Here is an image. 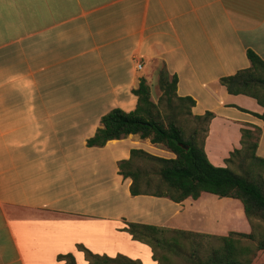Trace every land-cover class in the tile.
Listing matches in <instances>:
<instances>
[{
    "label": "crops",
    "instance_id": "0c3cea01",
    "mask_svg": "<svg viewBox=\"0 0 264 264\" xmlns=\"http://www.w3.org/2000/svg\"><path fill=\"white\" fill-rule=\"evenodd\" d=\"M249 48L264 59V0H0V264H64L66 253L87 264L78 244L159 264L126 222L207 232L223 215L210 201L229 198L132 195L119 173L134 148L174 153L139 134L87 140L113 108L135 109L142 77L159 84L165 70L177 95L195 100L193 115L214 113V165L241 148L243 128L264 157L263 107L220 82L250 66Z\"/></svg>",
    "mask_w": 264,
    "mask_h": 264
},
{
    "label": "trees",
    "instance_id": "16d2710c",
    "mask_svg": "<svg viewBox=\"0 0 264 264\" xmlns=\"http://www.w3.org/2000/svg\"><path fill=\"white\" fill-rule=\"evenodd\" d=\"M247 55L250 66L222 77L220 82L230 94H243L254 98L263 107V112L257 116L264 122V59L250 48ZM177 82L176 75L170 78L167 72L162 70L159 74L162 94L156 103L152 99L150 85L142 77L138 88L133 90L137 96L135 109L125 111L116 107L104 114L101 117L102 127L87 140V145L104 146L109 140L139 134L142 138H150L152 143L174 153L175 157L165 158L143 149H132L128 159L118 162L119 173L124 178L132 179L130 193L168 197L175 202H181L188 197L197 199L203 192L240 200L252 230L249 233L232 231L228 235L218 237L219 244L211 247L205 254H202L200 244L194 243L191 245L189 262L255 264L253 258L256 252L264 251V181L262 175L254 174L253 170L257 165L264 167V157L257 154L258 136L255 131L243 128L241 148L230 153L225 160V166L214 165L205 151L208 126L214 113L206 111L203 115H193L195 100L190 96H178ZM163 104L164 110L161 109ZM183 112H186L195 124L206 125L201 136L197 129L187 131L185 123L181 120ZM154 183L156 188L151 189ZM254 219L261 220L263 224L255 223ZM122 230L129 232L133 239L150 245L153 258L159 262L160 258L168 257L165 254L157 256V247L171 252L184 246L181 238L185 236H208L137 222H126ZM240 238L252 240L256 245H244ZM78 247L85 252L87 264H142L140 260L125 255L110 257L95 254L80 244ZM57 259L64 261V264H77L72 253L59 254Z\"/></svg>",
    "mask_w": 264,
    "mask_h": 264
},
{
    "label": "rangeland",
    "instance_id": "374dc122",
    "mask_svg": "<svg viewBox=\"0 0 264 264\" xmlns=\"http://www.w3.org/2000/svg\"><path fill=\"white\" fill-rule=\"evenodd\" d=\"M154 77L148 76V83L151 85L150 87H151L152 99L154 102L157 103L160 95L162 94V91L159 87V84L157 83V76L156 79ZM151 78H153L152 79L153 81L151 80ZM164 108H165V104L161 105V109L164 110ZM181 120L183 124L185 123L184 125H186L188 132L195 129L199 130V136L202 135L204 127L206 128V125L204 124L201 125L195 124L194 121H192V118L188 114H186V112L182 113ZM236 169L240 170L239 167H237ZM253 170H254V174L260 173L264 181V167L257 165L253 167ZM155 188H156V183L151 185V189H155ZM215 197L216 199H221V197L220 198L218 196ZM223 198H229V197H222V199ZM214 199L210 201L211 205L215 203L214 206L216 207L217 213L223 215H218L217 218L215 219V222H209L204 225V228L208 229L206 230L207 232L180 229L185 231H193L199 234H207L208 236L205 237L185 236L186 238L185 237L181 238V243L184 244V246L182 245V247L171 252L164 250L162 247H157V256H162L163 254H165L168 257V259L160 258L159 264H190L189 254L191 251V245H193L194 243H199L201 246L202 254H205L207 251L210 250L211 247L217 246L219 244L218 237L228 235L232 231L249 233L252 230L251 222L250 220H248L243 208V204L240 200L229 198L228 200L219 203L217 201H214ZM208 203L209 201H207L203 205L205 206V210L208 207L207 205ZM253 221H255V223L263 224V222L261 220L259 221L258 219H254ZM170 229H176V228H170ZM168 235H172V234H168ZM240 239H241V243L244 245H251V246L256 245L255 242L247 238H240ZM130 253L133 256L142 255V254L144 256V253H142L141 251L134 250L131 251ZM253 262L255 264H264V251L262 250L257 251L253 258Z\"/></svg>",
    "mask_w": 264,
    "mask_h": 264
},
{
    "label": "built area",
    "instance_id": "2783aa9c",
    "mask_svg": "<svg viewBox=\"0 0 264 264\" xmlns=\"http://www.w3.org/2000/svg\"><path fill=\"white\" fill-rule=\"evenodd\" d=\"M136 68H137L138 71L142 70L143 69V64L141 62L137 63Z\"/></svg>",
    "mask_w": 264,
    "mask_h": 264
}]
</instances>
